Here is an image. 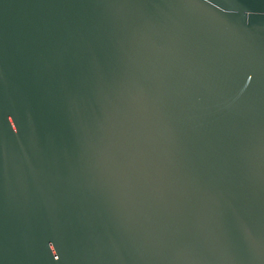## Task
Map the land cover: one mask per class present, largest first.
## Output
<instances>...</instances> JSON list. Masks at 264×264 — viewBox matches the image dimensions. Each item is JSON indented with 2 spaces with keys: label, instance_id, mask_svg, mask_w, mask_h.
<instances>
[{
  "label": "water",
  "instance_id": "obj_1",
  "mask_svg": "<svg viewBox=\"0 0 264 264\" xmlns=\"http://www.w3.org/2000/svg\"><path fill=\"white\" fill-rule=\"evenodd\" d=\"M0 264H264V0H0Z\"/></svg>",
  "mask_w": 264,
  "mask_h": 264
}]
</instances>
